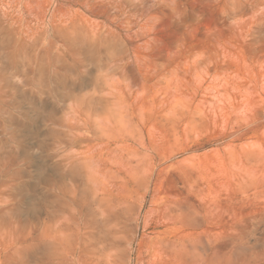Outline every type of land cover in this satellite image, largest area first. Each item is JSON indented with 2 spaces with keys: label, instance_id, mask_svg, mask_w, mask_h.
<instances>
[{
  "label": "rangeland",
  "instance_id": "1",
  "mask_svg": "<svg viewBox=\"0 0 264 264\" xmlns=\"http://www.w3.org/2000/svg\"><path fill=\"white\" fill-rule=\"evenodd\" d=\"M154 196L264 264V0H0V264H139Z\"/></svg>",
  "mask_w": 264,
  "mask_h": 264
},
{
  "label": "bare ground",
  "instance_id": "2",
  "mask_svg": "<svg viewBox=\"0 0 264 264\" xmlns=\"http://www.w3.org/2000/svg\"><path fill=\"white\" fill-rule=\"evenodd\" d=\"M73 158L72 155L69 156V159ZM149 189L150 187L147 184L146 191ZM96 202L99 206L102 205L101 199H97ZM139 204L142 206L143 199H141ZM98 209L101 214L107 216L110 214L119 216V213H121L110 209L108 205H105V208L99 207ZM155 211L162 218V226H164L165 233L160 235L158 232L150 231L153 235L142 237L137 241V262L144 264L145 254L150 246L155 256H162L161 254L163 253L168 257L173 256L179 261H183L186 258V254L191 252L196 255V264H205L207 231L205 202L203 199L200 198L198 205L186 203L173 197H167L159 203L154 196L144 215L143 228L150 226V216ZM186 264L188 263L186 262Z\"/></svg>",
  "mask_w": 264,
  "mask_h": 264
}]
</instances>
